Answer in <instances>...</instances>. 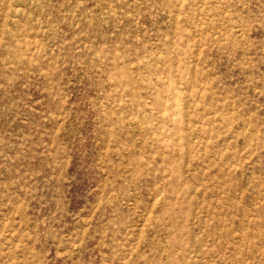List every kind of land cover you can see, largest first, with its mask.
<instances>
[{"label":"rangeland","instance_id":"rangeland-1","mask_svg":"<svg viewBox=\"0 0 264 264\" xmlns=\"http://www.w3.org/2000/svg\"><path fill=\"white\" fill-rule=\"evenodd\" d=\"M0 264H264V0H0Z\"/></svg>","mask_w":264,"mask_h":264}]
</instances>
